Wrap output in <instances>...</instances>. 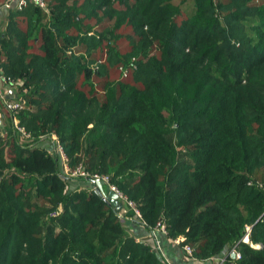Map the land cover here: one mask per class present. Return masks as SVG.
<instances>
[{
  "label": "trees",
  "instance_id": "16d2710c",
  "mask_svg": "<svg viewBox=\"0 0 264 264\" xmlns=\"http://www.w3.org/2000/svg\"><path fill=\"white\" fill-rule=\"evenodd\" d=\"M47 1L0 29L31 134L0 124V264H168L96 188L69 191L53 135L193 257L264 264V0Z\"/></svg>",
  "mask_w": 264,
  "mask_h": 264
},
{
  "label": "built area",
  "instance_id": "2783aa9c",
  "mask_svg": "<svg viewBox=\"0 0 264 264\" xmlns=\"http://www.w3.org/2000/svg\"><path fill=\"white\" fill-rule=\"evenodd\" d=\"M34 3L39 8L46 10L47 9V1L46 0H5L3 2V7L6 10H13L14 8H25L29 4ZM13 87H16V81L3 71L0 72V106H4L5 110L12 116L13 118V129L15 132H19L23 139H29L31 138V134L27 131L26 127L22 124H20L19 119L17 118V114L23 110L26 109L27 102L23 98L19 97V95L16 97H13V92L11 89ZM0 124L1 121H0ZM59 142V141H58ZM58 151L60 158L63 159L65 162H67L66 169L69 172L70 177H83L85 179L94 180L100 179V181L103 184V188L109 192V190L114 191L116 194H118V199L123 203V206L120 211H118L119 218L126 224L128 222L133 221H140L144 225H146L142 212L139 209L138 204L134 199L129 197V195L123 193L118 186L112 182L111 176L109 174H98L96 172H89L85 169L83 164H79L75 167L70 168L68 165V159L64 153L63 146L58 143ZM96 187V184H95ZM104 190V191H105ZM106 197V195H104ZM62 210V207L59 206L58 209H56L54 212L51 213V216L55 217L56 215L60 214V211ZM154 228L162 229L163 231L167 232V229L165 228V222H158ZM155 238V237H154ZM183 240V237L176 238L175 242L177 244H181ZM244 241H248V237L244 239ZM154 243L152 244V247L154 250L160 251L163 254L162 247H160L159 241L155 238ZM184 250L193 257V250L194 247L189 244L182 245ZM241 257V252L239 249H232L228 254L224 256H220L215 264H240L238 263V259ZM166 260V259H165ZM167 261V260H166ZM169 264V262H168Z\"/></svg>",
  "mask_w": 264,
  "mask_h": 264
},
{
  "label": "crops",
  "instance_id": "0c3cea01",
  "mask_svg": "<svg viewBox=\"0 0 264 264\" xmlns=\"http://www.w3.org/2000/svg\"><path fill=\"white\" fill-rule=\"evenodd\" d=\"M4 1L5 0H0V29L1 30H4L9 22L8 20L9 10H6L3 7ZM14 10H22V8H14L11 11H14ZM11 91L13 92L12 93L13 97H16V95L18 96L17 89L15 87H13ZM9 116L11 115L4 108V110L2 111V119L0 118L1 123H2V120H4V118H7ZM2 125H5V124L2 123ZM40 145L46 148L52 154V149L54 147V143L52 141L43 139ZM92 184L94 185L93 182ZM105 193H107V191ZM127 225L129 226V229L131 230L132 234L138 240L145 241L151 246L154 243L153 242L154 239L156 238L159 241L160 247H162L163 254L160 251H157V250L155 251H157L159 253V256L162 257L164 260L166 259L167 262H169V264H215L216 260L220 256H224V255H219L217 257H212L208 259H198L195 257H191L184 250L183 246H181L180 244H177L175 242V239L169 237L168 233L163 231L162 229L154 228V227L148 228L147 225H144L140 221L128 222Z\"/></svg>",
  "mask_w": 264,
  "mask_h": 264
},
{
  "label": "rangeland",
  "instance_id": "374dc122",
  "mask_svg": "<svg viewBox=\"0 0 264 264\" xmlns=\"http://www.w3.org/2000/svg\"><path fill=\"white\" fill-rule=\"evenodd\" d=\"M15 88L17 89V86ZM3 110H4V107L3 106H0V111H3ZM3 121H4L5 126H3V128H1L2 131H5V128L14 130L13 129V124H11V122L9 121L8 118H4ZM42 139H44V140L47 139V140L52 141L54 143V147L52 149V154L55 155L58 159H60L59 160L60 170H61V172L63 174H65L69 178V182H68V189H69V191L80 190V189H84V188H87V189L96 188L95 187V183H94V185L92 184V182H93L92 180H88V179H85L83 177H79L78 178V177H73V176L70 177V176H68L70 174H69V172L66 169L67 162H65L63 159H61L60 158V155H59V151H58V143L59 142H58L57 135L46 136V137L45 136H42ZM79 182H81V183H79ZM55 201L56 200H54V202ZM51 205H52V202H49L47 205H45V207H43V209L46 210ZM59 206H61V204H59Z\"/></svg>",
  "mask_w": 264,
  "mask_h": 264
},
{
  "label": "water",
  "instance_id": "95a60500",
  "mask_svg": "<svg viewBox=\"0 0 264 264\" xmlns=\"http://www.w3.org/2000/svg\"><path fill=\"white\" fill-rule=\"evenodd\" d=\"M94 183L96 184V190L102 194V195H106V199L108 202H110L113 207L115 208V210L118 212L121 210L123 203L121 201H119L118 199V194H116L114 191L109 190V192L105 193L104 188H103V184L100 181V179H96L94 180ZM233 264V263H230Z\"/></svg>",
  "mask_w": 264,
  "mask_h": 264
}]
</instances>
